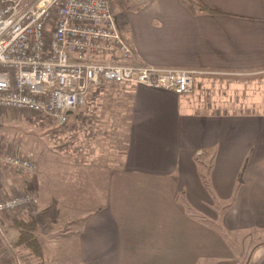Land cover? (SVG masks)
<instances>
[{"label": "crops", "instance_id": "1", "mask_svg": "<svg viewBox=\"0 0 264 264\" xmlns=\"http://www.w3.org/2000/svg\"><path fill=\"white\" fill-rule=\"evenodd\" d=\"M128 2L121 33L139 63L191 70L194 81L205 83L264 78V0H201L214 13H193L180 0H146L144 6ZM114 86L130 95L121 169L111 170L112 178L122 182L125 173L147 179L166 198L153 190L157 202L110 201L92 207L88 188L93 183L86 178L91 166L73 164L75 176L63 175L67 189L54 186L58 192L45 205L37 202L32 209L0 216V254L10 262L18 256L23 264H203L204 226L187 217L188 206L219 218L227 232L264 228V115L165 88ZM202 153L214 156L209 178L213 194L198 172L196 158ZM5 174L7 187L0 198L18 192L17 185L20 191L31 187ZM177 194L183 203L175 202ZM214 203H226L224 211L213 210ZM44 212L53 215L39 219ZM33 218L39 255L13 244L18 223ZM250 264H264V244L254 249Z\"/></svg>", "mask_w": 264, "mask_h": 264}, {"label": "built area", "instance_id": "2", "mask_svg": "<svg viewBox=\"0 0 264 264\" xmlns=\"http://www.w3.org/2000/svg\"><path fill=\"white\" fill-rule=\"evenodd\" d=\"M145 4V3H143ZM139 83L189 95L194 73L139 63L123 38L110 0H0V111H18L57 124L85 103L90 87ZM0 166L37 172L30 153L0 149ZM26 191L0 199V216L36 203ZM0 264H23L18 256Z\"/></svg>", "mask_w": 264, "mask_h": 264}, {"label": "rangeland", "instance_id": "3", "mask_svg": "<svg viewBox=\"0 0 264 264\" xmlns=\"http://www.w3.org/2000/svg\"><path fill=\"white\" fill-rule=\"evenodd\" d=\"M128 1L124 0L123 11L119 10L116 2L113 1L116 8L114 13L120 26L125 21ZM137 1L142 6L146 4V0ZM114 87V84L109 82L90 87L86 94V103L76 108L67 122L62 125L35 114L12 110L0 111V149H20L30 153L39 168L33 176H26L14 168L0 166V194L6 190L7 185L4 184L3 176L7 173L17 181L28 182L32 187L20 191L22 187L17 185L18 192L10 196L33 191L38 199L33 206L26 209L34 208L37 202L38 206L42 207L47 199L51 200L52 195L58 192H55L54 186L59 190L67 189L68 183L63 177L70 179L75 176L74 170L77 169L73 167V164L86 163L91 166V173L86 175V178L93 183L88 188L91 190L92 207L110 201L148 204L157 202L159 195L156 196V193H160L165 199V192L163 195L156 186L151 189L153 185H148L147 179L138 181L131 179L125 173L122 176V182L119 177L112 178L111 170L119 172L121 169L122 151L128 136L126 126L129 102L126 97L130 95L126 88ZM183 96L203 99L205 102L215 101V104L230 102L236 110L238 108L240 111L264 115V78L249 81L241 80V78H224V80L216 81L213 79L206 83L197 78L194 81L193 91ZM198 110L202 109L198 108ZM227 110L233 112L234 109ZM212 158L214 156L210 157L205 153L196 158L198 172L208 175V179ZM201 181L203 183V179ZM203 186L209 191L210 185L209 189L204 184ZM121 188H123V194ZM137 188L140 190L138 193ZM153 190H156L154 195ZM151 195L153 197L150 198ZM134 197L135 200H133ZM174 199L175 202L183 203L184 201L183 196L178 194ZM60 200H58L59 203ZM225 207L226 203H214L212 208L220 213ZM188 208L190 210L185 211L188 213L187 217L204 226L203 264H250L254 249L264 244V228L227 232L220 226L219 218L212 219L189 206ZM52 215V212H44L38 218H51ZM18 250L21 251V248L18 247Z\"/></svg>", "mask_w": 264, "mask_h": 264}, {"label": "trees", "instance_id": "4", "mask_svg": "<svg viewBox=\"0 0 264 264\" xmlns=\"http://www.w3.org/2000/svg\"><path fill=\"white\" fill-rule=\"evenodd\" d=\"M111 4H113V1L116 2V5L118 6V9L123 11L125 2L124 0H110ZM181 3L191 12L195 13L198 10H203L208 13H214L211 9L207 8L201 0H180ZM115 5H112L113 12L115 11ZM254 79H262V78H241V80H254ZM201 179H203V184L209 189V179L208 175H205L203 173H200ZM210 191V189H209ZM211 192V191H210ZM212 193V192H211ZM213 194V193H212ZM37 228V221L36 219H31L27 221H23L18 223V236L16 240L13 242L14 246L18 247L20 245L28 247L33 253L36 255H39L41 253L40 246L37 242L36 237L34 236V232Z\"/></svg>", "mask_w": 264, "mask_h": 264}]
</instances>
